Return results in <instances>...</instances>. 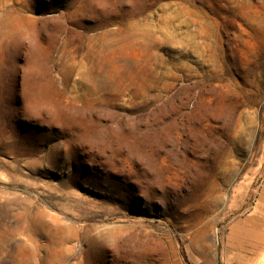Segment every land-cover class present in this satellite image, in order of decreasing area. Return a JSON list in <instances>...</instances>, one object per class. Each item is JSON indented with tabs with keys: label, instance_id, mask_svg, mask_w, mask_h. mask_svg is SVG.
Here are the masks:
<instances>
[{
	"label": "rangeland",
	"instance_id": "374dc122",
	"mask_svg": "<svg viewBox=\"0 0 264 264\" xmlns=\"http://www.w3.org/2000/svg\"><path fill=\"white\" fill-rule=\"evenodd\" d=\"M0 264H264V0H0Z\"/></svg>",
	"mask_w": 264,
	"mask_h": 264
},
{
	"label": "crops",
	"instance_id": "0c3cea01",
	"mask_svg": "<svg viewBox=\"0 0 264 264\" xmlns=\"http://www.w3.org/2000/svg\"><path fill=\"white\" fill-rule=\"evenodd\" d=\"M247 220H248V218H245L244 221H243V219L237 221V225H235V228H236V229H239L240 224H242L243 222H247ZM242 248H243V247H242ZM237 249H239V248H237Z\"/></svg>",
	"mask_w": 264,
	"mask_h": 264
},
{
	"label": "bare ground",
	"instance_id": "6f19581e",
	"mask_svg": "<svg viewBox=\"0 0 264 264\" xmlns=\"http://www.w3.org/2000/svg\"><path fill=\"white\" fill-rule=\"evenodd\" d=\"M32 125V124H31Z\"/></svg>",
	"mask_w": 264,
	"mask_h": 264
}]
</instances>
